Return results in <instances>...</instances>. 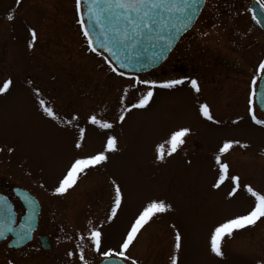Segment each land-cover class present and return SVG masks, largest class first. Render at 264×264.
Listing matches in <instances>:
<instances>
[{"label":"rangeland","instance_id":"374dc122","mask_svg":"<svg viewBox=\"0 0 264 264\" xmlns=\"http://www.w3.org/2000/svg\"><path fill=\"white\" fill-rule=\"evenodd\" d=\"M249 1L205 0L192 28L160 67L134 74L157 85L186 78L184 83L155 87L148 106L132 108L120 121L121 111L147 86L128 87L134 83L131 74L118 75L105 54L91 51L77 22L75 0H0V86L12 81L0 94V192L25 188L41 206L33 241L18 252L0 251V264H83L81 250L88 264H97L104 257L95 250L90 229L102 232L100 251H119L136 216L153 199L165 200L172 209L154 215L129 246L126 255L138 264H171L174 253L178 264H264V218L225 237L222 257L209 247L216 224L254 205L243 185L264 194V125L255 124L248 111L253 77L257 80L264 59V32L249 16ZM29 29L37 33L31 48ZM191 79L197 80L198 92ZM205 103L211 121L200 113ZM252 107L264 119L254 102ZM91 115L112 128L92 125ZM81 127L85 137L76 149ZM181 127L190 129L184 143L157 160L156 146ZM108 135L117 138V150L107 152V161L87 169L66 193L56 194L70 161L103 151ZM225 140L240 144L221 154ZM216 155L229 165V178L219 188L212 187L219 178ZM233 175L241 187L229 197ZM113 180L122 201L109 220ZM176 230L182 234L178 252ZM40 234L49 236L50 249L39 246Z\"/></svg>","mask_w":264,"mask_h":264},{"label":"snow or ice","instance_id":"6c2138e0","mask_svg":"<svg viewBox=\"0 0 264 264\" xmlns=\"http://www.w3.org/2000/svg\"><path fill=\"white\" fill-rule=\"evenodd\" d=\"M20 0H17L19 3ZM198 2V0H195ZM87 4V11L89 20L92 22L93 27L90 30L86 26V21L84 13L82 10L83 4ZM262 6H264V0H262ZM75 11L78 17L77 22L80 25L82 30V35L85 37L88 47L91 51L96 52L97 48L94 46L95 41L92 38L91 31H97L98 37L101 39L100 47L105 48L107 51L112 52L113 47L119 46L121 44H134L136 43L140 36L145 32L150 33L152 28L155 27L157 20L156 16L159 14L161 16V23H163V13H182L185 22H191L193 15L195 14L194 3H189V0H75ZM11 20L13 17L10 14L7 17ZM255 19V17H253ZM105 21L108 22L107 28H110L113 35L109 37ZM185 24L181 25V28L186 26ZM123 24L124 27L119 25ZM31 33V41L28 44V47L31 48L33 43L37 39V33L34 29H29ZM168 44H171V40L168 41ZM103 55V53H99ZM115 56L116 53L113 52ZM106 62L111 67L113 72H117L120 76L128 75L125 72H118L117 68L112 66V61L105 57ZM123 67L127 68L128 65L125 64ZM259 73H264V59L259 61L258 67L256 69ZM134 80V83L129 85L130 88H135L137 85L147 86V90L143 92L138 98L137 102L131 104L129 107H125L118 119L123 121L125 119V113L130 111L132 108L144 109L148 106L150 100L153 97V89L155 87L162 88H172L175 85L183 84L186 78L180 79H169L165 80L159 85L156 81L151 80H142L138 76H135L134 73L130 76ZM256 82V78L253 77V83ZM12 83L11 79H6L3 81L2 86H0V94L6 93L9 89L10 84ZM191 87L197 92L199 91L198 82L196 79H191ZM37 93L39 90H36ZM128 91V88H125V92ZM252 96H255V90L253 89L250 93V98L248 100L249 104V114L251 115L252 121L257 125H264V119H260L256 116L255 111L252 107L253 100ZM262 103H264V97H262ZM43 111L52 118H56L53 109L46 105L44 100L39 101ZM200 113L206 117L208 120H213V116L210 113L209 106L205 104L199 105ZM76 117H73L75 120ZM88 121L92 125H97L102 129H111L112 124L107 120L97 119L95 115L88 117ZM65 123H71V121H65ZM190 129L187 127H181L177 130H174L170 133L167 141L164 144H158L156 146V159L163 161L165 154L171 155L176 152L177 149L184 143V137L189 133ZM79 138L75 141L74 147L80 149L82 147V141L85 137V129L78 128ZM234 144H240V141L237 140H225L222 145L219 147V153L223 154L228 152ZM167 145V148H166ZM243 146V145H242ZM117 150V138L114 135H108L105 149L103 151L96 152L95 154L81 155L76 156L70 161V165L66 168L65 173L62 178L59 179L57 186L54 188L56 194H64L74 185H76L78 179L82 174H85L86 170L95 167L102 162L107 161L108 156L107 152H114ZM12 151V149H9ZM216 164L219 169V178L212 185L213 188H219L223 181L228 177L229 165L227 162H223L221 155H216L215 157ZM231 181L233 182V187L231 191L227 193L229 197L235 195L237 190L241 187L238 176H231ZM112 186L114 189V199L110 209V215L108 219L111 220L113 216L116 215L117 209L121 205L122 201V192L120 186L116 183L115 180L112 181ZM243 188L254 198V205L249 211L245 214L232 216L225 218L222 222L216 224L210 232L209 236V247L210 252L217 257H222L224 255L222 251V242L225 237L232 236L233 232L236 230L243 229L248 226L255 225L256 222L264 218V194L253 189L249 184L243 185ZM25 201H30L28 195L24 196ZM0 204L6 205L8 209V223L0 224V238L5 237L6 233H13L15 240L13 243L20 244L25 239L30 238L31 226L29 225L23 231H17L15 227L12 226V212L11 205L7 204V198L0 196ZM172 209V205L166 202L163 199H153L150 200L146 206L139 212L136 216L134 222L131 224L130 229L127 231L126 236L123 238L122 243L119 245V251L109 248L106 251H100L101 242H102V232L99 229L91 228L89 232L90 239L95 247L97 252H100V255L105 259L116 256L122 258L125 261H131V264H138V262L127 256L126 252L129 249V246L133 243L138 232L146 225L154 215L159 213H164ZM182 247V234L179 230L175 231L174 234V249L178 252ZM69 256H72L71 251L68 252ZM80 260L83 264H88L85 259L83 252L81 250ZM171 264H178V256L174 253L171 256ZM260 264V262H258Z\"/></svg>","mask_w":264,"mask_h":264},{"label":"water","instance_id":"95a60500","mask_svg":"<svg viewBox=\"0 0 264 264\" xmlns=\"http://www.w3.org/2000/svg\"><path fill=\"white\" fill-rule=\"evenodd\" d=\"M205 0H189V3H194L195 6V14L192 17L191 22H185L182 13H163V23H161V16L158 14L156 16L157 23L155 27L152 28L151 32H145L140 36L139 40L130 45L121 44L119 46L113 47V51L109 52L105 48L100 47L101 39L98 37L97 31H91V35L93 40L95 41L94 46L97 50H100L106 54V56L112 61V63L121 71L129 72V73H143L146 72L156 66H158L167 56V54L171 51L175 43L178 41L179 37L185 33L194 23L197 16L199 15L201 8L204 4ZM86 26L91 30L93 27L92 22L89 20L87 4L84 3L82 7ZM250 13L252 17H255V21L257 24L264 30V7L257 1L253 0L250 4ZM186 26L181 28L182 24ZM106 28L108 22L105 21ZM120 27H124L123 24L119 25ZM109 37L113 35L110 28H107ZM171 40V44H168V41ZM113 52L116 55H113ZM127 64L128 67L125 68L123 65ZM262 97H264V73H262L259 83L255 92V102L260 110L264 112V103H262ZM13 192L19 197V199L24 204L26 211L25 214L21 217L19 223L14 226V212L11 203L7 200V204L11 205L12 212V226L16 228L17 231H23L29 225L32 230L36 226L37 222V214L39 212V206L37 200L31 196L26 190L13 187ZM28 195L30 197L31 203L25 201L24 196ZM0 196H3L0 194ZM5 197V196H3ZM8 223V209L6 205L0 204V224ZM30 233V237H31ZM8 234H12L13 239L11 241L12 246H21L29 239H25L20 244L13 243L15 240V236L13 233H6L5 237ZM5 237L0 238V241ZM41 245L44 249L49 248V242L47 236H41L40 238ZM99 264H126L119 258L110 257L108 259H103L99 262Z\"/></svg>","mask_w":264,"mask_h":264},{"label":"flooded vegetation","instance_id":"af4514ba","mask_svg":"<svg viewBox=\"0 0 264 264\" xmlns=\"http://www.w3.org/2000/svg\"><path fill=\"white\" fill-rule=\"evenodd\" d=\"M250 2H251V0L248 3V13H249V8H250ZM252 22L254 23V25L256 26V28H258L260 31H263L253 20H252ZM172 65L173 64L170 65V68H173ZM184 71L186 72V70H184ZM260 74L261 73H259V75H258V78L256 80V84H257V82L259 80ZM5 194L7 195V197L9 198V200L11 201V203L13 205V209H14V213H15V218H16V221L15 222H18V219L20 218V216L24 212V206L20 202V200L12 193L11 190H10L9 193H5ZM38 227H39V218H38V226H37V228ZM33 239H34V234H33L32 238H31V240L29 242L25 243L24 245H22L20 247H13V246L10 245L11 240H12V236L11 235H8L5 240H3V241L0 242V251H4V252H6L8 254H11V253H14V252H18V251H20L22 249H25L26 246L33 241ZM37 239H38V236L36 237V241L38 242Z\"/></svg>","mask_w":264,"mask_h":264}]
</instances>
